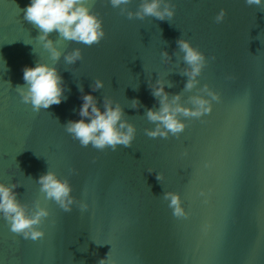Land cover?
<instances>
[{"label": "water", "instance_id": "water-1", "mask_svg": "<svg viewBox=\"0 0 264 264\" xmlns=\"http://www.w3.org/2000/svg\"><path fill=\"white\" fill-rule=\"evenodd\" d=\"M29 3L0 0V183L17 184V199L30 207L39 200L51 215L37 241L10 232L0 219V264H264V8L244 0H173L169 22L128 19L107 0H92L105 37L91 46L58 45L62 52L80 48L83 59L56 63L67 99L34 112L15 90L24 84L22 69L52 62L36 41L39 30L24 18ZM139 3L132 0L129 10ZM221 8L227 14L217 24ZM181 38L215 56L198 87L209 85L221 101L211 114L185 119L178 138H150L144 129L154 125L144 113L159 105L149 80L159 74L173 85L165 91L182 93L184 101L196 94L183 92ZM97 78L104 88L92 92ZM80 86L101 110L105 96L122 105L137 130L131 147L85 148L66 133L64 124L80 119ZM133 99L141 107L131 108ZM48 170L69 179L88 212L73 206L66 213L45 200L36 181ZM164 191L180 194L186 219L172 215Z\"/></svg>", "mask_w": 264, "mask_h": 264}, {"label": "clouds", "instance_id": "clouds-1", "mask_svg": "<svg viewBox=\"0 0 264 264\" xmlns=\"http://www.w3.org/2000/svg\"><path fill=\"white\" fill-rule=\"evenodd\" d=\"M131 2L132 0H107L112 8L119 9L128 19L144 20L146 17H154L170 22L175 17L176 5L173 0H140L135 11L128 8ZM244 2L248 6L264 8V0ZM91 3L92 0H30L24 9L25 20L39 30L40 34L36 41L48 52L52 62L38 61L34 66H25L22 69L24 84L18 85L15 90L21 101L30 105L34 112L49 109L52 105H59L67 99L63 78L56 63L63 58L66 65H73L83 59L80 48L62 52L58 45L68 41L91 46L98 44L105 37L102 19L93 11ZM226 14V10L221 8L214 17L215 23H222ZM54 31L58 34L55 41L49 38V34ZM176 45L179 53L183 54L178 60L185 65L179 74L187 78L183 92H192L195 89L196 94L190 95L184 101L182 93L170 95L165 91L166 87L171 88L173 85L159 74L155 83L149 80L151 95L159 105L147 109L144 113L147 121L154 125L151 129H144L150 138L167 139L170 135L178 138L187 127L185 119H201L212 113L213 102L221 101L219 93L213 91L209 85L198 87L200 83L198 78L209 60L216 59L215 56L206 57L187 39H178ZM161 56L165 63L172 62L166 51H162ZM226 78L234 79L233 76ZM90 87L92 92L101 90L104 88V81L97 78ZM79 90L82 93L80 97L82 103L78 110L80 119L67 121L63 126L66 133L85 148L90 146L99 151L105 149L116 151L119 146L131 147L137 130L135 125L126 119L122 105L105 96L101 110L96 97L90 93L85 94L82 86ZM130 107L133 109L141 107L140 101L133 99ZM182 155L186 156L187 152ZM69 172L72 175L78 174L75 168H70ZM156 178L159 181L163 180L161 173H157ZM36 183L40 186L39 190L44 194L45 200L55 202L64 212H72L73 206L82 213L89 211L90 205L87 202L72 195L73 188L69 179H61L54 171L48 170L40 175ZM17 186L0 183V219L7 224L10 232L24 240H40L45 236L41 225L51 214L39 200L33 201L30 207L17 199L14 191ZM200 195L203 196L204 193L201 192ZM162 198L168 202L174 217L185 219L188 217L179 193L164 191ZM99 264H108V261L100 260Z\"/></svg>", "mask_w": 264, "mask_h": 264}]
</instances>
